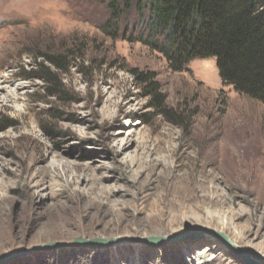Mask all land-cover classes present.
<instances>
[{
    "label": "rangeland",
    "instance_id": "rangeland-1",
    "mask_svg": "<svg viewBox=\"0 0 264 264\" xmlns=\"http://www.w3.org/2000/svg\"><path fill=\"white\" fill-rule=\"evenodd\" d=\"M108 17L0 0V264H249L211 230L264 264V105ZM78 238L113 243L45 247Z\"/></svg>",
    "mask_w": 264,
    "mask_h": 264
},
{
    "label": "trees",
    "instance_id": "trees-1",
    "mask_svg": "<svg viewBox=\"0 0 264 264\" xmlns=\"http://www.w3.org/2000/svg\"><path fill=\"white\" fill-rule=\"evenodd\" d=\"M95 1L107 4L109 37L142 43L175 72L213 58L225 85L264 105V0Z\"/></svg>",
    "mask_w": 264,
    "mask_h": 264
},
{
    "label": "water",
    "instance_id": "water-1",
    "mask_svg": "<svg viewBox=\"0 0 264 264\" xmlns=\"http://www.w3.org/2000/svg\"><path fill=\"white\" fill-rule=\"evenodd\" d=\"M209 232L214 234V236H216L217 238H220L222 241L226 242L228 247L233 249L234 254L236 256H238L239 258H241L243 261H245V262H247L249 264H259L257 261L252 259L245 250H243L240 247L234 246L232 241L225 234L217 232V231H214V230H211ZM162 241L165 242V243H168V242H172L173 239L172 238H168V239L149 238V239H146V242L151 243V244H158V243H160ZM111 243H113V241L106 242V241H102V240H98V239H91L90 240V239L78 238L72 243L54 242V243L47 244L45 247L53 248V249H62V248L70 247V246L76 247V246H82V245H85V246H96V245L107 246V245H110ZM42 248H43V246L31 249L29 251H21V252H18V253L11 254V255L7 256L6 258L7 259H19V258H22L25 255L34 253V252H36L38 250H42Z\"/></svg>",
    "mask_w": 264,
    "mask_h": 264
}]
</instances>
